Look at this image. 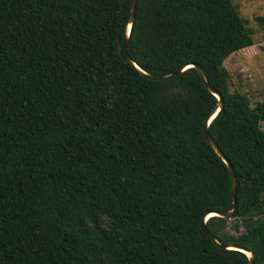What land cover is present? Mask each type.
I'll list each match as a JSON object with an SVG mask.
<instances>
[{"label": "trees", "instance_id": "trees-1", "mask_svg": "<svg viewBox=\"0 0 264 264\" xmlns=\"http://www.w3.org/2000/svg\"><path fill=\"white\" fill-rule=\"evenodd\" d=\"M233 1L136 0L125 52L153 76L196 64L221 96L207 133L237 213L205 228L264 264V96L223 66L254 45ZM129 8L0 0V264H249L199 229L232 210L202 134L217 100L192 67L150 81L122 61Z\"/></svg>", "mask_w": 264, "mask_h": 264}, {"label": "rangeland", "instance_id": "rangeland-1", "mask_svg": "<svg viewBox=\"0 0 264 264\" xmlns=\"http://www.w3.org/2000/svg\"><path fill=\"white\" fill-rule=\"evenodd\" d=\"M246 27L252 32L254 45L228 56L223 66L228 72L232 88L242 93L254 105L264 96V39L253 21L255 17H264V0H235L232 2ZM264 129V123L260 124ZM226 231L234 234L231 225ZM238 232H242L238 228Z\"/></svg>", "mask_w": 264, "mask_h": 264}, {"label": "water", "instance_id": "water-1", "mask_svg": "<svg viewBox=\"0 0 264 264\" xmlns=\"http://www.w3.org/2000/svg\"><path fill=\"white\" fill-rule=\"evenodd\" d=\"M135 5H136V0H129V14H128V18H127V24L123 30V36H122V40H121V45L119 48V56L122 59V61L130 64L138 73H140L145 79L150 80V81H166L169 80L171 78H174L175 76H177L178 74H180L184 69L192 67L196 70L201 84L203 85V87L209 92L211 93L217 100V103L214 107V109L210 112V114L205 118V120L203 121V126H202V134H203V138L206 142V144L211 148V150L216 154V156L224 163V165L227 168L228 171V175H229V183H230V191H231V198H232V210L229 212H223V213H218V212H209L207 213L205 216H203L200 221H199V229L201 232V238H208L210 239V241L219 249H223V250H236L239 251L240 253L244 254L248 260L249 264H254L253 263V258H252V254L247 251L244 250L242 248H238L232 245H220L218 244L214 237L207 231V229L205 228V222L209 217H219L222 219H227L230 220L232 218H234L236 216L237 213V208H236V201H235V180H234V172L233 169L231 167V165L229 164V162L224 158V156L221 154V152L216 148V146L213 144L212 140L210 139L208 133H207V126L209 125V123L211 122V120L216 116L217 112L222 108V99L221 96L214 92L206 83L205 78H204V73L203 70L200 66L196 65V64H186L184 65L181 69L177 70L174 73H171L169 75H165V76H153V75H148L145 74L143 72H141L134 64L133 62L130 60V58L127 56L126 52H125V46H126V42H127V38H128V34H129V29H130V25L132 23L133 17H134V12H135ZM211 214V215H210ZM210 215V216H209Z\"/></svg>", "mask_w": 264, "mask_h": 264}, {"label": "bare ground", "instance_id": "bare-ground-1", "mask_svg": "<svg viewBox=\"0 0 264 264\" xmlns=\"http://www.w3.org/2000/svg\"><path fill=\"white\" fill-rule=\"evenodd\" d=\"M210 215H211V214H210ZM210 215H209V216H210Z\"/></svg>", "mask_w": 264, "mask_h": 264}]
</instances>
